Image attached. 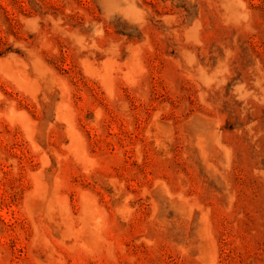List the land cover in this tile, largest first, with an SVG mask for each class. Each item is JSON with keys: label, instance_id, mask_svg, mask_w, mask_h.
Listing matches in <instances>:
<instances>
[{"label": "rangeland", "instance_id": "rangeland-1", "mask_svg": "<svg viewBox=\"0 0 264 264\" xmlns=\"http://www.w3.org/2000/svg\"><path fill=\"white\" fill-rule=\"evenodd\" d=\"M0 264H264V0H0Z\"/></svg>", "mask_w": 264, "mask_h": 264}]
</instances>
